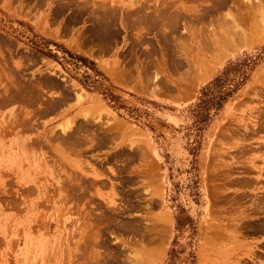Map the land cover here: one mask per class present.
Returning a JSON list of instances; mask_svg holds the SVG:
<instances>
[{
	"label": "rangeland",
	"instance_id": "1",
	"mask_svg": "<svg viewBox=\"0 0 264 264\" xmlns=\"http://www.w3.org/2000/svg\"><path fill=\"white\" fill-rule=\"evenodd\" d=\"M0 264H264V0H0Z\"/></svg>",
	"mask_w": 264,
	"mask_h": 264
},
{
	"label": "trees",
	"instance_id": "2",
	"mask_svg": "<svg viewBox=\"0 0 264 264\" xmlns=\"http://www.w3.org/2000/svg\"><path fill=\"white\" fill-rule=\"evenodd\" d=\"M245 62L235 63L232 65L226 66L222 73L214 80L213 87H206L202 91V94L205 91L212 90L214 94H204L200 98L198 106L201 107V110L205 114V118L208 117L209 111L212 108H219L221 105L229 98L232 97L240 86L248 79L249 75L253 71L256 65V59L253 57L245 58ZM210 92V91H209ZM210 96V97H209Z\"/></svg>",
	"mask_w": 264,
	"mask_h": 264
},
{
	"label": "bare ground",
	"instance_id": "3",
	"mask_svg": "<svg viewBox=\"0 0 264 264\" xmlns=\"http://www.w3.org/2000/svg\"><path fill=\"white\" fill-rule=\"evenodd\" d=\"M218 39V38H217ZM215 41L217 42V40L215 39ZM212 45V44H211ZM213 47V46H212ZM78 98V97H77ZM142 135V134H141ZM104 142V141H103Z\"/></svg>",
	"mask_w": 264,
	"mask_h": 264
}]
</instances>
